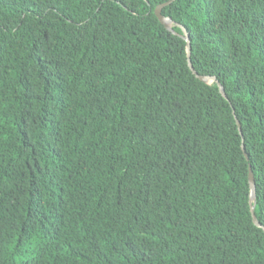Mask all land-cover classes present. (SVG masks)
I'll use <instances>...</instances> for the list:
<instances>
[{
  "label": "trees",
  "instance_id": "1",
  "mask_svg": "<svg viewBox=\"0 0 264 264\" xmlns=\"http://www.w3.org/2000/svg\"><path fill=\"white\" fill-rule=\"evenodd\" d=\"M171 1L0 0V264H264V0L163 9L228 101Z\"/></svg>",
  "mask_w": 264,
  "mask_h": 264
},
{
  "label": "water",
  "instance_id": "2",
  "mask_svg": "<svg viewBox=\"0 0 264 264\" xmlns=\"http://www.w3.org/2000/svg\"><path fill=\"white\" fill-rule=\"evenodd\" d=\"M176 1V0H173ZM169 2L167 4L161 5L159 7L156 8L155 10V15H157V17L159 18V20L161 21V23L172 33L174 34H178V32L176 31V28H180L183 31L184 37L183 39L186 41V43L188 44V53H189V64H190V68L192 70V72L195 74V76L198 78L199 81H201L202 83L209 85V86H213L216 85L220 91V94L222 95V97L228 101L227 99V95L225 93V89L223 88V86L218 82V80L216 78H212V77H201L196 71L195 68L193 66V61H192V53H193V48H192V39H191V35L189 33V31L182 25L177 23L173 18L171 17H166L163 12H164V8L167 6H170L172 4V2ZM239 131L241 133V125L239 123H237ZM243 152L245 153V147L243 146ZM246 159L249 161L248 156L246 155ZM249 186H250V205H251V215H252V219L254 222V225L257 226L259 229L264 231V227L262 226L261 223L258 222L256 214H255V210H256V204H257V187H256V181H255V176L254 173L252 171V169L250 168V172H249Z\"/></svg>",
  "mask_w": 264,
  "mask_h": 264
}]
</instances>
